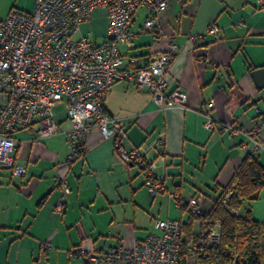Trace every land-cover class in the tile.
Segmentation results:
<instances>
[{
  "label": "crops",
  "instance_id": "crops-1",
  "mask_svg": "<svg viewBox=\"0 0 264 264\" xmlns=\"http://www.w3.org/2000/svg\"><path fill=\"white\" fill-rule=\"evenodd\" d=\"M7 16L0 15V22ZM149 17L148 7L133 15L131 29L138 36L132 49H121L123 65L135 73L148 64L151 53L166 52L168 37H174L178 52L169 66L166 92L181 90L187 104L162 108L147 90L119 82L106 95L104 111L128 123V142L148 152L164 192L150 196L142 171L121 164L114 142L105 140L97 127L86 138L84 154L68 163L64 132L71 125L66 114L55 119L58 132L41 142L35 140L39 128L33 124L14 136L15 156L27 175L15 177L0 167V264H90L72 252L101 253L119 245L128 250L158 234V220L185 225L191 218L182 208L188 198L202 195L204 209L210 211L246 155L264 167V150L254 146H264V87L257 88L251 76L264 68V3L170 0L159 16L162 35L157 41L141 34ZM211 24L220 29L218 41L190 40ZM106 35L107 29L96 42ZM209 113L214 131L204 126ZM222 124L241 134L227 136L219 129ZM61 200L64 211L58 215L53 210ZM245 211L264 222V189L259 200L243 204ZM199 226L194 219L193 234Z\"/></svg>",
  "mask_w": 264,
  "mask_h": 264
},
{
  "label": "built area",
  "instance_id": "built-area-1",
  "mask_svg": "<svg viewBox=\"0 0 264 264\" xmlns=\"http://www.w3.org/2000/svg\"><path fill=\"white\" fill-rule=\"evenodd\" d=\"M256 2L263 4L264 0ZM169 3L170 0H35L30 13L12 10L0 22V167L10 169L15 177L27 175L26 166L17 162L14 136L33 124L39 128L36 141L55 135L59 127L53 108L64 101L71 125L64 132L70 147L68 163L84 154L86 138L97 127L105 140L114 142L121 164L135 165L142 171L149 195L163 193L164 184L155 174L153 159L145 149L128 142V123L106 114L104 100L115 84L129 82L138 92L147 90L159 107L180 108L187 104V95L181 90L166 92L169 66L178 52L174 37H168L166 52L151 53L148 64L135 73L126 69L122 60L121 49H132L138 36L131 29L135 12L149 8L150 17L143 23L141 34L157 41L162 35L159 16L168 10ZM96 10H105L109 20L106 38L100 43L80 32L81 24ZM219 35L218 26L211 24L204 34L190 40L214 42ZM213 103L210 101L208 106ZM206 117L205 129L216 130L210 113ZM219 129L229 137L241 134L231 124H222ZM254 146L264 150L256 142ZM157 152L161 154L160 149ZM64 193L68 194L69 189L64 188ZM182 208L200 221L190 243L192 250L219 240L220 224L208 217L202 195L191 196ZM53 211L63 214L62 200ZM154 227L158 234L134 242L128 250L119 245L107 252L72 253L90 264H179L182 223L158 220Z\"/></svg>",
  "mask_w": 264,
  "mask_h": 264
},
{
  "label": "trees",
  "instance_id": "trees-1",
  "mask_svg": "<svg viewBox=\"0 0 264 264\" xmlns=\"http://www.w3.org/2000/svg\"><path fill=\"white\" fill-rule=\"evenodd\" d=\"M263 189L264 167L248 154L209 211L210 220L220 224L219 240L192 250V223L199 218L191 217L182 225L179 264H264V222L256 221L250 211L241 212L244 203L259 200Z\"/></svg>",
  "mask_w": 264,
  "mask_h": 264
},
{
  "label": "rangeland",
  "instance_id": "rangeland-1",
  "mask_svg": "<svg viewBox=\"0 0 264 264\" xmlns=\"http://www.w3.org/2000/svg\"><path fill=\"white\" fill-rule=\"evenodd\" d=\"M34 8V0H0V15H8L12 10H19L30 13ZM105 10L94 11L87 20L81 24V34L88 37L91 41L96 42L100 40L102 35L106 32L109 20L106 17ZM67 110L66 103L63 101L53 108L55 119L60 116H65ZM198 227V223H195Z\"/></svg>",
  "mask_w": 264,
  "mask_h": 264
},
{
  "label": "water",
  "instance_id": "water-1",
  "mask_svg": "<svg viewBox=\"0 0 264 264\" xmlns=\"http://www.w3.org/2000/svg\"><path fill=\"white\" fill-rule=\"evenodd\" d=\"M251 76L255 81L257 88L261 89L264 87V68L253 71Z\"/></svg>",
  "mask_w": 264,
  "mask_h": 264
}]
</instances>
